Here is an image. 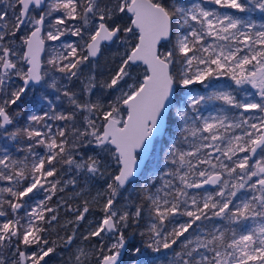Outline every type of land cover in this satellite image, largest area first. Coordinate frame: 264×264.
Listing matches in <instances>:
<instances>
[{"label":"snow or ice","instance_id":"1","mask_svg":"<svg viewBox=\"0 0 264 264\" xmlns=\"http://www.w3.org/2000/svg\"><path fill=\"white\" fill-rule=\"evenodd\" d=\"M0 4V136L28 141L21 159L0 150V264H48L61 243L73 244L93 203L103 215L83 239L98 244L77 248L72 264L93 256L124 264L125 254L133 264H264V0ZM46 41L60 43L42 61ZM111 45L122 51L98 78L97 58ZM225 76L235 89L212 83ZM45 85L70 110L44 95L48 111L9 131L20 115L13 106ZM194 85L212 91L200 95ZM210 101L221 107L205 115ZM157 137L162 161L140 173L136 203L122 190L137 183L141 155L155 151ZM80 176L109 182L82 205L53 204L68 186L80 187ZM62 206L73 215L63 224ZM69 225L71 234L50 239Z\"/></svg>","mask_w":264,"mask_h":264},{"label":"rangeland","instance_id":"2","mask_svg":"<svg viewBox=\"0 0 264 264\" xmlns=\"http://www.w3.org/2000/svg\"><path fill=\"white\" fill-rule=\"evenodd\" d=\"M5 2H6V0H5ZM2 6L3 5L0 4V7H2ZM233 12L235 13V10H233ZM236 14L241 15V16L244 15V14H240V13H236ZM251 15H252V17H253V15H256L258 17L257 22H262L259 19V13H252ZM67 39H75V38L74 37H68ZM62 42H67V40L65 38H62ZM59 43L60 42H54V41H46L45 42V51L43 54V61H46L49 58V56L51 54V49L54 46H58ZM119 51H122V49H118L116 45L106 46L103 48L102 54L98 56L97 61H96L97 66H98V78H103V76H106L108 69L110 67H114V62H113L114 57H116V54ZM140 70L142 71V68ZM101 73L103 74V76L100 75ZM14 80H15L16 84L21 83L17 78H14ZM64 83H67V82L65 81ZM212 83L216 86V88L221 89V90L227 89L229 87L235 89L237 87L234 84V82L231 80V78L227 77V76L214 79V81ZM37 87H40V86H37ZM69 87L72 90H78L80 87V82L76 81L74 85H69ZM245 87L252 93H255V91H256L255 89H252L250 85L245 86ZM40 88L42 90L47 91L49 95L52 93L53 94L58 93V92H56L55 89L48 88L46 85L44 87H40ZM193 90L195 91V93H198L200 95H207L212 91L211 88H205L203 85H194ZM34 92H35L34 87H32L30 89L29 93L33 94ZM239 97L243 98L244 93L239 92ZM49 99H50V97H49ZM53 100H55L54 97H52V101ZM185 100H186V97H185ZM53 102L56 103V101H53ZM58 103L62 104L61 101H58ZM219 107H221V102L210 101L208 104L203 105L202 109L204 111V114L207 115L208 112L214 111L215 109H217ZM39 108H42L41 110L48 111V104L46 102L40 101V103L38 105H36V107H34L32 113L42 112L39 110ZM69 110H70V108H69ZM238 111L239 110H237V112ZM172 113L174 116L175 108L172 109ZM250 115H259V114L254 113V114H250ZM49 123H51V122L49 121ZM25 143H26V141L22 142L19 147H15L11 143H6L4 145H0V150L7 148L9 153H11L14 158L21 159L24 157V155L22 154L23 153L22 150L24 147H26ZM158 143H159L158 140L154 141L155 151L158 147ZM21 148H22V150H21ZM154 152H152V153H154ZM41 154H42V152H41ZM70 175H73V174L67 173L65 178L67 179L68 176H70ZM107 182H109V178L107 176H105L102 179L97 178L93 181H88V182H85V178L83 176H80L79 177L80 187H75V186H71V185L68 186V188H66L64 192L58 194V197L53 198L52 203L55 204L59 198H63L64 200L68 201V203L72 204L73 206L82 205V202L84 199L92 200V198L96 196L97 191H102L104 188H106ZM4 185H6V182H0V186H4ZM82 188L84 189L83 193L80 196H75L74 193L80 192V190ZM130 190H131V187H129V186H128V188H126V190H122L123 197H127ZM212 190L213 189H210L209 191H212ZM42 198H43V193H40V194L34 195L33 200H39ZM119 203L124 204L125 199L120 198ZM98 211H100V203H93L91 206L90 212L86 214V219L84 221H82L79 225V228L77 231V236H76L73 244L70 247L65 248L61 243V246L57 249V254L54 256L55 258L49 259L48 264H72V260L70 259V257H72L75 254L77 248H83L87 251V250H90L93 245L98 244V241L95 238H93L91 240L83 239V237L85 235H87V231L89 230V222L91 221L93 223V226H94L96 224V222H98L99 218L103 215L102 212L100 214H98L97 213ZM71 219H73V215L70 212H66L62 206L60 208V211H59L60 223L63 224L66 220H71ZM216 222L219 223V220H217ZM66 234H71V225H69L67 229L57 228L55 231H53L51 233L50 237H51V239H56L57 235L65 236ZM58 243H60V241H58ZM90 264H96L94 256L91 258Z\"/></svg>","mask_w":264,"mask_h":264},{"label":"trees","instance_id":"3","mask_svg":"<svg viewBox=\"0 0 264 264\" xmlns=\"http://www.w3.org/2000/svg\"><path fill=\"white\" fill-rule=\"evenodd\" d=\"M253 17L258 19V17L256 15H253ZM34 90H35V92L33 94H30L28 92L27 96L24 97V101L20 104L19 107L13 106L12 111L19 112L20 115L16 117V122L12 126H9V131L14 130L15 128L27 127L29 125L28 116L32 113L34 107H36V105H38L40 103L41 98L44 95H47L48 97H50L51 100H52V97H54L55 100H53V101H56L57 105L62 106L63 108L69 110V106H68V103H67L66 99H64L62 97L61 100H59V101L62 102V104L61 103L59 104L58 101L56 100V96L60 95V93H57V94H53L52 93V94L49 95L47 91L42 90L40 87H37V86L34 87ZM41 109L42 108H39L40 111H45V110H41ZM50 122L53 123L52 121H50ZM57 123H62V122H57ZM172 130L173 131L176 130L175 126H173ZM162 139H164V138H162ZM24 141H26L25 144H27L28 141H27L26 138H19L18 140L13 141V140L8 139L6 137L0 136V145H4L6 143H11L13 146L19 147L21 145V143L24 142ZM158 141H160V140H158ZM21 150H22V148H21ZM35 150L37 152H39V153L42 152V154H43V151H44L42 147H36ZM22 151H23L22 154L25 156L26 152L24 150H22ZM162 157H163V152L161 151V144L158 143V147H157L156 151L151 154V156H150L147 164L145 165L142 173L148 174L149 170H154L155 169L154 161H156V160H161L162 161ZM161 166H163V164ZM143 183H144V181H143L142 177L140 176V178L137 180L136 184L128 185L129 187H131V190L128 193L127 197L132 199L136 203H140L141 201L137 198V192L134 191V189H139L140 185H142ZM128 186L126 188H128ZM31 202H32V200H29V204H31ZM145 206H146V204H145ZM131 210H134V206L132 207ZM97 213L100 214L101 211H98ZM22 214L23 213L21 212V215ZM146 222H147V216L145 214V219H142L140 221L141 228H143L146 225ZM50 239H51V237H50ZM136 239H139L138 234H137ZM52 258H55V257H52ZM122 260H123L124 264H133V258H130L129 254H125L122 257Z\"/></svg>","mask_w":264,"mask_h":264},{"label":"water","instance_id":"4","mask_svg":"<svg viewBox=\"0 0 264 264\" xmlns=\"http://www.w3.org/2000/svg\"><path fill=\"white\" fill-rule=\"evenodd\" d=\"M43 54H44V52L41 53V59L43 58ZM32 87H36V86H32ZM161 139H162V137H157L155 140H161ZM154 141H153V143H154ZM152 152L153 151L150 150L147 155H144V154L141 155V162H140V168H139L138 173H137V180L140 178V173H142V171H143L145 165L147 164V162H148V160H149ZM205 187H206V189H212V188H214V186H205Z\"/></svg>","mask_w":264,"mask_h":264},{"label":"flooded vegetation","instance_id":"5","mask_svg":"<svg viewBox=\"0 0 264 264\" xmlns=\"http://www.w3.org/2000/svg\"><path fill=\"white\" fill-rule=\"evenodd\" d=\"M42 61H43V58H42ZM212 189H214V188H212ZM207 190H210V189H207Z\"/></svg>","mask_w":264,"mask_h":264}]
</instances>
